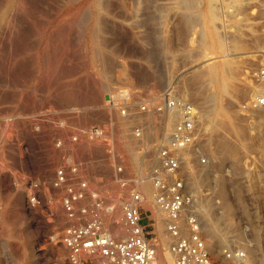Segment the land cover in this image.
Instances as JSON below:
<instances>
[{
  "label": "rangeland",
  "instance_id": "rangeland-1",
  "mask_svg": "<svg viewBox=\"0 0 264 264\" xmlns=\"http://www.w3.org/2000/svg\"><path fill=\"white\" fill-rule=\"evenodd\" d=\"M199 5L193 10L174 0H0V264H69L57 240L67 224L59 205L65 188L83 180L104 207L126 196L120 176L140 188L137 179L149 176L154 148L173 123L152 108L169 94L203 111L200 102L209 89L190 70L210 54L217 64L229 58V87L217 94L221 111L214 125L204 129L201 116L183 152L188 190L200 219L211 227L222 204L232 206V224L223 228L218 222L223 231L214 229L220 241L210 254L217 264H264V109L252 105L264 93V0H214L213 29L222 44H232L233 50L225 45V55L197 50L202 21L193 23L204 0ZM183 14L193 16V23ZM120 123L136 166L118 141ZM136 126L142 128L138 137ZM58 169L66 173L65 185H54ZM148 195L140 203L141 225L160 241L158 257L167 249L163 222ZM90 204L85 198L76 207ZM103 212L106 228L110 215ZM246 241L250 248L242 262L222 256L223 248L243 250ZM81 260L87 263V256Z\"/></svg>",
  "mask_w": 264,
  "mask_h": 264
},
{
  "label": "built area",
  "instance_id": "built-area-1",
  "mask_svg": "<svg viewBox=\"0 0 264 264\" xmlns=\"http://www.w3.org/2000/svg\"><path fill=\"white\" fill-rule=\"evenodd\" d=\"M264 78V71L260 72ZM255 110L264 109V93L252 101ZM143 112L146 108L141 107ZM160 118L173 117V123L154 148V163L148 178L152 185V200L163 222V232L168 238L167 249L171 256L170 264H217L210 254L201 231L200 217L195 202L189 193L184 170L183 152L194 139L197 126L196 106L175 95H167L161 104L152 108ZM98 133V130H94ZM140 136L141 126L133 129ZM118 174L121 166H116ZM72 174L76 173L74 167ZM67 180L63 169L55 172L54 185H65ZM124 186L126 196H122V224L124 235L114 237L104 228L101 212L109 214L103 206L99 194L87 188L83 180L76 186H67L60 205L67 220L58 241L67 249L69 264H85L81 255L87 256L86 264H156V249L161 246L156 236L141 225L140 203L143 195L131 178H118ZM89 198V206L76 207L78 202ZM81 216H88L82 223ZM242 252L222 249L221 254L229 260H238Z\"/></svg>",
  "mask_w": 264,
  "mask_h": 264
},
{
  "label": "bare ground",
  "instance_id": "bare-ground-1",
  "mask_svg": "<svg viewBox=\"0 0 264 264\" xmlns=\"http://www.w3.org/2000/svg\"><path fill=\"white\" fill-rule=\"evenodd\" d=\"M175 2H176V5H178V6H180V7H182L183 9H193V10H195V8H197V7H199L200 5V1L201 0H174ZM204 2H205V7L204 8H201V9H199V10H196L197 11V14L195 13V15H197L196 17V20L198 19V18H200V20L199 21H195V23H193V21H194V17L192 16H189V15H184L185 16V19H186V22H188V23H193V24H198V23H196V22H199V25H200V21H202V27L200 28V31L198 32V42H197V50L198 51H202V52H204V50H208V49H211V48H213V49H216V50H221V52L222 51H224V52H226V50H224V47H228L229 45L227 44H222V39L223 38H221L220 39V37L221 36H218L220 33H218V31H217V33L215 32V30L213 29V24H214V21H215V19L217 18L216 17V11L214 10V8H213V3H214V0H204ZM204 4V3H203ZM202 5V4H201ZM202 6H204V5H202ZM188 14H191V13H189V11H188ZM193 14V13H192ZM191 14V15H192ZM194 15V14H193ZM97 17V16H96ZM95 18V17H94ZM97 19V18H96ZM96 19H94V20H96ZM189 25V24H188ZM190 25H192V24H190ZM198 25V26H199ZM200 25V26H201ZM218 34V35H217ZM232 39V38H231ZM233 39H234V37H233ZM232 39V40H233ZM253 40H256V38L255 39H253ZM224 43V42H223ZM226 43V42H225ZM237 44H239V42H236V45ZM232 45V44H231ZM230 45V46H231ZM230 46H229V48H230ZM239 46H240V44H239ZM235 47V46H234ZM213 49H211L210 51H212ZM230 49H232V46H231V48ZM233 50V49H232ZM209 51V50H208ZM209 51V52H210ZM235 51V50H234ZM206 52V51H205ZM208 52V53H209ZM212 52H214V51H212ZM220 51L218 52V53H221ZM224 52H222L223 53V55H225V53ZM201 53V52H200ZM208 53H205V54H208ZM211 53V52H210ZM215 53V52H214ZM221 53V54H222ZM202 55H203V53H201ZM233 54V53H232ZM209 55V54H208ZM213 55H216V54H213ZM212 55V56H213ZM205 56H207V55H205ZM205 56L202 58L203 59V61L204 60H206L207 62H204V63H202L201 62V64H197V63H194V64H197L193 69H191L190 70V72H193L194 74H197L199 77L201 76V78H202V82H203V85H205L208 89V92L206 93V95L205 96H203L204 98H202L203 99V101L202 102H200V103H202V104H204V107H203V111H197V120H199L200 118H201V116H205L206 117V120H207V122H206V124H205V126H204V129H209L212 125H214V123H215V119L218 117V115L220 114V111H221V109H220V106L218 105V102H217V94L218 93H221V91L222 92H225V90L229 87H227V85L229 84V78H228V75H229V73H228V71H227V68H228V66L230 65V61L228 60V59H224L222 62H220V63H214V60L213 61H211L210 59H211V54H210V57H206L205 58ZM213 58V57H212ZM201 59V60H202ZM200 60V59H199ZM216 61V60H215ZM217 62V61H216ZM192 74V73H191ZM105 77V76H104ZM173 79V78H172ZM173 80H176V79H173ZM177 81V80H176ZM173 83V82H172ZM101 85V84H100ZM171 85V84H170ZM175 86H176V83H175ZM210 86L211 87H213L212 89H210ZM101 87V86H100ZM173 88V87H172ZM148 114H150V113H148ZM173 117H170V118H168V120L167 121H169V119H170V121L171 120H173L172 119ZM162 121V120H161ZM160 121V122H161ZM165 123V122H164ZM117 124V123H116ZM166 124V123H165ZM157 125V124H156ZM155 125V126H156ZM159 125V124H158ZM163 125V124H162ZM116 133H118V141H119V143L121 144V146L123 147V149L125 150V153H127V155H128V163H130L132 166H136V163H137V155L135 154V153H133L132 152V148L130 147V143H129V140H128V136H127V134H126V130H125V126H124V124L123 123H120L119 124V129H118V131L116 132ZM183 158L185 159V157L183 156ZM150 160H151V158H150ZM152 163V162H151ZM189 178V177H188ZM136 179L137 178H135L134 180H135V182H136ZM148 180H150L149 178H148V175H147V177H139L138 179H137V181L140 183V188H138V189H140L141 190V193L144 195V196H146L147 194H149L150 195V199L149 200H147V201H152V195H151V193H150V188H151V186H150V182L148 181ZM188 180V179H187ZM190 180V179H189ZM191 181V180H190ZM187 183H188V186H189V181H186ZM193 182V181H192ZM192 182H190L191 184H192ZM136 184V183H135ZM190 184V185H191ZM122 187V186H121ZM124 188V187H123ZM152 192V191H151ZM149 195H148V197H149ZM238 196H240V195H238ZM147 197V198H148ZM236 198H238V197H236ZM241 198V197H240ZM239 199V198H238ZM143 200H145V198L143 199ZM237 200V199H236ZM146 201V202H147ZM58 202V201H57ZM237 202V201H236ZM241 202H242V200H241ZM111 203L113 204V203H115V204H113V205H115V206H112V205H108L107 207H105V210H107V211H109V215L110 216H108L109 217V219H110V223L111 224H109L108 223V225L109 226H107L106 228L108 229V231L110 232V234L112 235V236H114L115 238L117 237H121V236H123V232H124V226H123V224H122V209H120L121 207H120V200H118V199H115L114 201L112 200L111 201ZM149 203H151V202H149ZM230 203V202H229ZM239 203V202H238ZM109 204V203H108ZM232 204V203H231ZM240 205H241V203H239ZM60 205V204H59ZM58 205V203H57V207H56V203H55V206L54 207H56V212H55V214H56V218H55V224H56V222H57V224H60L59 222H60V218H59V213H58V211L60 210V206ZM147 205V204H146ZM149 205V204H148ZM83 206V205H82ZM85 206V205H84ZM105 206H106V204H105ZM238 206V205H237ZM78 207V206H77ZM240 208L242 207V206H239ZM221 210H219L218 212H215L214 214L215 215H213L212 216V218H213V220L211 221V223H212V227L210 226V224L208 223V222H206L203 218H205V217H203L202 219H200V222H201V228H202V231H203V235L207 238V240H208V245H207V247H208V249L211 251V249H214V247H216V245H217V243H218V241H220L219 239V236H216V235H218V234H216V232L214 231V229H217L218 227V229L219 230H222L224 227H225V225L224 224H226L227 226H229L230 224H232V213H231V208H232V206L230 205V204H228V202H225V203H223L222 204V206H221ZM207 211V210H206ZM121 212V213H120ZM103 213H105V212H103ZM107 214V213H106ZM104 215V214H103ZM102 215V216H103ZM121 216V217H120ZM210 216H211V214H210ZM104 217V216H103ZM105 218H106V216H105ZM104 218V219H105ZM160 219V218H159ZM103 220V219H102ZM107 220V219H106ZM160 221V220H159ZM104 222V221H103ZM222 223V227H223V225H224V227L222 228H220V225H219V223ZM224 223V224H223ZM56 224V225H57ZM218 226V227H217ZM232 228V227H231ZM218 229L216 230V231H218ZM230 230V229H229ZM223 231V230H222ZM225 232V231H224ZM56 233V232H55ZM221 233H223V232H221ZM226 233V232H225ZM219 238V239H218ZM166 236L164 235V236H162V244H163V247H165V248H167L166 247V245H167V242H166ZM247 242V241H246ZM250 246V244H248V242L247 243H245V247H244V249L243 250H241L242 248H239L238 249V251H240V252H242V253H240L241 254V256H239L238 257V260L237 261H240V262H242L244 259H243V254H244V256H245V253H244V251L245 252H247V250H249V247ZM64 247V246H63ZM58 250L62 253L63 252V250H65V249H63L62 250V248L61 247H59L58 248ZM157 252H158V248L156 249V254H157ZM160 253H161V251H160ZM158 255V254H157ZM157 255H156V264H165V263H169L170 264V260H171V256H170V254H169V251H168V249H165L164 251H162V253L157 257Z\"/></svg>",
  "mask_w": 264,
  "mask_h": 264
}]
</instances>
